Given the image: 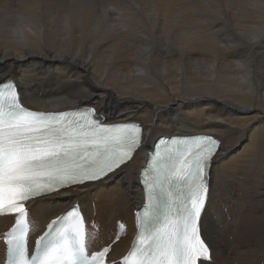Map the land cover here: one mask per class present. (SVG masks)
Listing matches in <instances>:
<instances>
[{"label": "bare ground", "instance_id": "obj_1", "mask_svg": "<svg viewBox=\"0 0 264 264\" xmlns=\"http://www.w3.org/2000/svg\"><path fill=\"white\" fill-rule=\"evenodd\" d=\"M261 29L264 0H0V61L15 58L0 64V82L22 85L26 105L73 110L88 93L100 97V117L145 127L143 152L113 183L35 202L33 234L79 203L91 249L110 242L118 218L127 221L128 234L113 248L121 258L135 231L138 174L150 145L161 135L214 133L223 144L202 233L213 240L217 264L264 263V37L247 39ZM85 74L102 91L71 87ZM12 222L0 217V231Z\"/></svg>", "mask_w": 264, "mask_h": 264}, {"label": "snow or ice", "instance_id": "obj_2", "mask_svg": "<svg viewBox=\"0 0 264 264\" xmlns=\"http://www.w3.org/2000/svg\"><path fill=\"white\" fill-rule=\"evenodd\" d=\"M261 37L264 29L247 39ZM9 58L15 59L9 53L0 64L7 65ZM71 87L102 91L86 74ZM81 94V106L51 112L26 105L22 85L14 79L0 87V216H11L15 225L0 231V264H217L213 240L202 233L211 169L222 148L211 133L172 136L154 148L138 176L144 203L122 262L110 259L111 244L89 250L87 218L77 205L51 220L42 234H33L35 202L47 197L71 200L85 195L74 190L113 183L145 146L141 123L101 120L94 103L100 97ZM260 248L264 250V241Z\"/></svg>", "mask_w": 264, "mask_h": 264}]
</instances>
